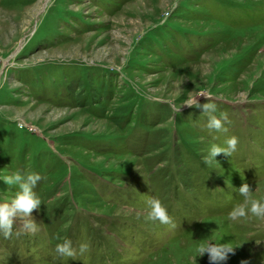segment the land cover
<instances>
[{"label":"rangeland","instance_id":"374dc122","mask_svg":"<svg viewBox=\"0 0 264 264\" xmlns=\"http://www.w3.org/2000/svg\"><path fill=\"white\" fill-rule=\"evenodd\" d=\"M202 92L225 130L181 105ZM14 171L39 174L42 203L0 236V264H194L204 239L239 246L223 264H264V220L228 218L241 184L264 200V0H0V176ZM17 191L0 180V199ZM152 197L169 223L148 219Z\"/></svg>","mask_w":264,"mask_h":264},{"label":"clouds","instance_id":"9594fccd","mask_svg":"<svg viewBox=\"0 0 264 264\" xmlns=\"http://www.w3.org/2000/svg\"><path fill=\"white\" fill-rule=\"evenodd\" d=\"M203 95L210 101L211 94L208 92H202L196 96H190L185 99L181 105H187L189 107H202L204 113L207 114L206 127L210 130L222 131L224 129V122L228 120V116L225 112H219L217 105L214 102H208L201 105L197 101V97ZM180 105V106H181ZM180 108V107H179ZM176 112H178V109ZM218 113V114H217ZM238 145V138L236 136L228 137L223 144L212 143L207 154L204 156V163L210 164L215 161V157L218 154H224L230 157L236 150ZM41 177L37 173L29 172L22 174L20 171L11 172L0 176L7 185H15L18 187V191L11 199H0V236L9 238L13 235L14 218L18 215L28 217L33 209H38L42 203L40 196L33 191V188ZM242 201L233 206L228 213V218L231 221H236L242 218L255 217L264 220V200H257L252 197V189L249 184L243 183L238 189ZM148 206V219L158 220L162 224L170 222V216L166 207L161 203L158 198L152 197L146 201ZM23 229L31 232L35 231L37 224L32 220H24ZM20 235V233H16ZM262 242V241H261ZM260 242V243H261ZM239 246H234L230 242L221 243L213 240H202L193 250L191 259L196 264V258L207 254L210 264H223L227 261L230 253L234 252V249ZM88 249L86 243L79 245V252L83 254ZM77 249L73 246V242L70 239H64L62 243L56 245V252L61 257H75ZM241 264H248L247 261H241Z\"/></svg>","mask_w":264,"mask_h":264}]
</instances>
